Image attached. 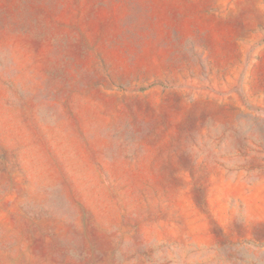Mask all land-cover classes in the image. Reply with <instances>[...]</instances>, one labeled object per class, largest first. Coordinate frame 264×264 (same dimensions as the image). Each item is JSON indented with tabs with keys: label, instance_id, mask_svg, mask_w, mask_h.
I'll return each instance as SVG.
<instances>
[{
	"label": "rangeland",
	"instance_id": "rangeland-1",
	"mask_svg": "<svg viewBox=\"0 0 264 264\" xmlns=\"http://www.w3.org/2000/svg\"><path fill=\"white\" fill-rule=\"evenodd\" d=\"M0 264H264V0H0Z\"/></svg>",
	"mask_w": 264,
	"mask_h": 264
}]
</instances>
